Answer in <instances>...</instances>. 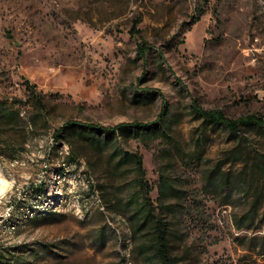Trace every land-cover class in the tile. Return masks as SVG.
<instances>
[{"label":"rangeland","instance_id":"374dc122","mask_svg":"<svg viewBox=\"0 0 264 264\" xmlns=\"http://www.w3.org/2000/svg\"><path fill=\"white\" fill-rule=\"evenodd\" d=\"M194 101L264 117V0H0V253L156 264L160 218L175 264H264V129Z\"/></svg>","mask_w":264,"mask_h":264},{"label":"trees","instance_id":"16d2710c","mask_svg":"<svg viewBox=\"0 0 264 264\" xmlns=\"http://www.w3.org/2000/svg\"><path fill=\"white\" fill-rule=\"evenodd\" d=\"M147 50V46L144 44L140 45V53L145 54ZM29 83V80H27ZM193 112L196 113L203 119V122L207 125L211 126H224L230 135L238 139L241 136V130L245 126L257 125L264 129V117L261 115L251 114L246 116H241L239 118L233 119L225 116V114L221 110H207L203 109L198 105V102L194 101L193 104ZM171 112L169 109H164L161 113V119L163 121V129H168L170 127V118ZM95 127V125H91ZM104 130L112 132L115 134L117 132L118 137L122 139H127L130 136V129L134 128L137 131L141 129H146L147 131L154 132V128H152L148 124L141 123H121L114 127H101ZM146 131V132H147ZM128 158H131L135 161L137 166L142 170V157L141 155L134 153L128 154ZM234 157L236 159H240V153H234ZM257 166L260 169L264 170V158L257 162ZM147 196V195H146ZM169 207V206H168ZM257 210V206H251L248 211L243 215L240 219L239 226H242L243 222L247 218H254L255 212ZM153 214L152 209H148L145 213V218L150 217ZM170 221H165L160 218H155L153 223V238H152V247L154 252L158 258V263L156 264H175L176 258L171 253V243H170ZM10 260V259H9ZM8 259H5V256L0 253V264H10Z\"/></svg>","mask_w":264,"mask_h":264},{"label":"bare ground","instance_id":"6f19581e","mask_svg":"<svg viewBox=\"0 0 264 264\" xmlns=\"http://www.w3.org/2000/svg\"><path fill=\"white\" fill-rule=\"evenodd\" d=\"M74 210H75V213L81 217H84L89 212L87 208H82L79 205H77ZM28 215L33 216V210L27 209L26 216Z\"/></svg>","mask_w":264,"mask_h":264}]
</instances>
